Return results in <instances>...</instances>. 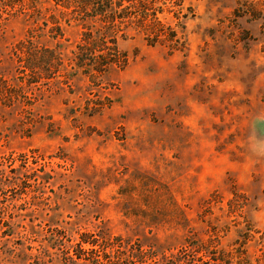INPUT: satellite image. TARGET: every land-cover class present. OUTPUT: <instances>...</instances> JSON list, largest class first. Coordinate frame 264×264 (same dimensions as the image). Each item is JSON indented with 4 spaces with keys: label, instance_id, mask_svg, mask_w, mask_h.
<instances>
[{
    "label": "rangeland",
    "instance_id": "374dc122",
    "mask_svg": "<svg viewBox=\"0 0 264 264\" xmlns=\"http://www.w3.org/2000/svg\"><path fill=\"white\" fill-rule=\"evenodd\" d=\"M146 3L159 39L120 41L127 65L104 84L22 86L8 53L31 24L2 23L0 76L21 86L0 98L1 169L30 171L0 192V264H78L86 232L264 264V0ZM64 28L70 59L80 29Z\"/></svg>",
    "mask_w": 264,
    "mask_h": 264
},
{
    "label": "trees",
    "instance_id": "16d2710c",
    "mask_svg": "<svg viewBox=\"0 0 264 264\" xmlns=\"http://www.w3.org/2000/svg\"><path fill=\"white\" fill-rule=\"evenodd\" d=\"M146 2L148 0H0V38L5 31L2 23L9 18H22L31 24L25 38L8 53L13 69L26 77H22L24 87L52 81L68 85L78 76L104 84L112 71L123 70L127 65L120 41H126L132 32L142 34L147 41L151 36L159 39L158 26L147 24V21H159ZM65 24H74L80 29L79 42L71 51L70 59H66L63 52ZM17 85L21 86L0 76V98L7 101L18 96L14 92ZM16 164H11L14 167L10 169L18 174L7 183L5 169H1L4 164L0 161V192L20 186L24 177L28 178L23 170L30 171L29 161L23 158ZM150 241L126 242L104 232L81 233L75 246H70L74 253L68 252V259L78 264H196V260L188 256L190 251H195L200 256V264H231L230 260L226 261L229 254L214 251L202 241L185 240L176 251L174 247L154 245ZM60 244L66 247L65 242ZM90 253H96L95 257L89 259Z\"/></svg>",
    "mask_w": 264,
    "mask_h": 264
}]
</instances>
